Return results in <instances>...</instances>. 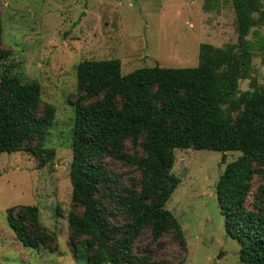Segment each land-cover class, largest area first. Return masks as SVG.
Wrapping results in <instances>:
<instances>
[{"label":"rangeland","instance_id":"1","mask_svg":"<svg viewBox=\"0 0 264 264\" xmlns=\"http://www.w3.org/2000/svg\"><path fill=\"white\" fill-rule=\"evenodd\" d=\"M0 47L10 50L4 65L13 66L12 76L21 82H36L40 88L38 112L45 104L55 107L52 123L43 142L26 145L53 149L52 157L40 165L38 156L23 147L0 155V264H86L81 242L88 236L69 228L68 218L79 216L80 205L71 201L69 166L72 160L71 130L77 91L75 67L84 60L118 59L121 74L158 65L163 68L195 67L200 44L233 47L237 38L236 20L229 0H0ZM264 26L251 29V62L248 78L238 81V91L252 90L251 82L264 89ZM95 99H82L83 104ZM229 124L240 108L222 105ZM143 136L127 139L123 152L130 158L144 156ZM171 173L178 184L165 204L182 230L185 248L173 232L152 240L144 228L133 245L136 256L149 254L154 263L242 264L239 244L224 230L215 183L225 165L241 154L225 156L209 150H175ZM224 160V162H222ZM112 182L100 188L97 203L113 224L129 221L114 200L124 198L127 189L140 188L142 174L124 161L104 157ZM256 168L257 166L254 165ZM264 169L250 183L245 207L264 212ZM36 206L38 224L28 216L29 231L53 234L54 239L36 248H27L7 225L6 214L24 213L23 207Z\"/></svg>","mask_w":264,"mask_h":264},{"label":"trees","instance_id":"2","mask_svg":"<svg viewBox=\"0 0 264 264\" xmlns=\"http://www.w3.org/2000/svg\"><path fill=\"white\" fill-rule=\"evenodd\" d=\"M236 20L241 47L199 46L195 67H141L121 74L118 59L84 60L75 67L76 87L81 97L74 104L71 130L72 160L69 166L71 201L82 208L71 215L68 226L88 237L81 242L86 264H169L154 263L149 254L136 256L133 245L144 228L152 240L173 232L181 249L182 230L165 204L178 184L171 173L175 150H209L241 155L227 163L215 183V194L224 230L239 244L242 264H264V212L245 207L250 183L264 169V89L251 82V89L238 91V81L248 78L251 62V29L264 26V0H229ZM1 31V26H0ZM258 47L264 50L261 37ZM10 50L0 47V155L25 150L41 159L53 149L26 145L43 142L52 123L55 107L40 104L36 82H21L4 65ZM82 99H95L83 104ZM222 105L240 108L233 124L222 115ZM143 136L144 156L130 158L123 152L127 139ZM111 157L133 164L142 174L140 188L127 189L124 198L114 202L129 221L110 223L97 203L100 188L111 189L112 182L99 160ZM256 165L257 168L254 166ZM264 195V187H261ZM6 222L22 246L36 248L54 239L53 234L29 231L24 219L38 224L36 206L23 207ZM177 264H181L179 261Z\"/></svg>","mask_w":264,"mask_h":264},{"label":"water","instance_id":"3","mask_svg":"<svg viewBox=\"0 0 264 264\" xmlns=\"http://www.w3.org/2000/svg\"><path fill=\"white\" fill-rule=\"evenodd\" d=\"M132 1H134V2H135V1H137V0H132ZM224 156H225V153H223V157H224ZM222 162H224V160H222Z\"/></svg>","mask_w":264,"mask_h":264}]
</instances>
